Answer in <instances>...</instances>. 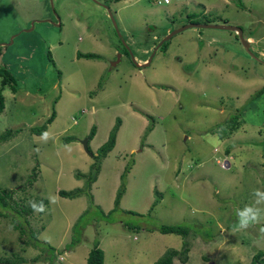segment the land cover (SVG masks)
<instances>
[{
    "label": "rangeland",
    "instance_id": "obj_1",
    "mask_svg": "<svg viewBox=\"0 0 264 264\" xmlns=\"http://www.w3.org/2000/svg\"><path fill=\"white\" fill-rule=\"evenodd\" d=\"M169 1L0 0V65L16 82L15 92L3 89L0 134L20 129L0 142V257L86 264L97 242L106 264H153L185 240L155 229L162 224L190 228L188 260L175 264H250L264 250V220L240 230L235 215L259 198L254 189L264 191V91L256 96L264 62L235 32L197 27L151 57L168 28L197 19L241 27L264 61V0ZM51 112L45 141L31 129ZM117 118L91 201L94 160L81 141L95 126L88 147L96 154ZM232 122L236 129L226 131ZM77 188L76 198L58 194ZM42 199L46 211L33 212L29 201Z\"/></svg>",
    "mask_w": 264,
    "mask_h": 264
},
{
    "label": "trees",
    "instance_id": "obj_2",
    "mask_svg": "<svg viewBox=\"0 0 264 264\" xmlns=\"http://www.w3.org/2000/svg\"><path fill=\"white\" fill-rule=\"evenodd\" d=\"M114 1H120V0H114ZM235 4H240V6L243 5V0H234ZM191 18V17H189ZM190 22H192L193 20L189 19ZM197 22H203V21H199L196 19ZM227 21H224L223 23H226ZM241 28V27H240ZM242 29V28H241ZM243 31V30H242ZM78 56H83L86 58H95L94 56L96 55L95 53H77ZM15 78L13 77V75L9 72L8 68L2 64L0 65V112L3 111L4 109V103H5V98L3 95V89L5 87H9L13 92H15ZM264 91V86L263 88L257 92L256 96L259 93H262ZM148 117H151L150 115ZM55 118V112H51L50 116L45 120L44 124L40 127H33L31 129L32 133H35L37 135H41L46 131V125L50 124L53 119ZM150 119V118H149ZM154 123V121H153ZM121 124V119L117 118L116 123L113 125V127L110 129L109 134H108V138L107 140L100 145L97 148V152L96 154H93V164L90 166V172L87 176V183H86V190H85V195L89 198V200L93 201V194L91 192V183H93L96 180V175L98 174V171L100 169V165L102 160L107 156V154L113 149V147L115 146L116 143V137H117V132L119 130ZM232 125L227 127H223L226 129V131H228L229 129L233 130L236 129V125L235 123H231ZM154 125H150L148 126V128L146 129L147 132L151 131L153 129ZM222 128V129H223ZM18 131H20V129H6L2 134H0V142L2 141H6L8 139H10L13 135H15V133H17ZM225 131V132H226ZM224 133H221L220 135L224 136ZM95 135V126H92L90 129V134L88 137V143L89 141L93 138V136ZM222 136V137H223ZM65 142H67L70 138H64ZM91 150V149H90ZM229 152V151H228ZM81 174H77L76 177L79 178ZM126 175L121 174L120 178H121V185L120 187L117 189L116 192V197L114 200V208L118 207L120 204V199L125 191V185H124V179H125ZM33 181V180H32ZM32 181H29V183H31ZM2 191V189H1ZM4 194V198L6 195V193L4 191H2ZM83 192L82 189H75V190H58V194L61 195L62 197H68V198H76L79 197L80 194ZM10 195V193H9ZM8 195V196H9ZM43 203L46 200H43ZM158 202V199H156L153 202V205H155ZM112 211V210H111ZM110 211H108L109 213ZM27 214V213H26ZM105 214V212H104ZM264 226V225H263ZM15 228H19L17 225H15ZM156 230H158L160 233L162 234H176V235H180L183 238H185V240H183L182 246L180 248V250H176L173 248L167 249V251L163 254V256H161L157 261H155L153 264H175L174 263V259H178L181 263H186L188 260V252H189V247L187 245V236L189 235L190 232V228L188 226H182V225H178V224H174V225H159L158 227L155 228ZM23 229H20V234L21 232H23ZM37 236H35L36 238ZM66 247H70V245H67ZM47 249L51 250V251H55V248L52 246H47ZM38 259L37 257L34 258V261ZM25 262L26 260L18 255H15L14 258L12 259H7V258H3L0 257V264H5V262H8L9 264H14L15 262ZM86 264H105L104 263V252L103 250L98 246V243L95 242V244L93 245V247L88 251V254L86 256ZM250 264H264V250H258L257 252H255L252 255Z\"/></svg>",
    "mask_w": 264,
    "mask_h": 264
},
{
    "label": "clouds",
    "instance_id": "obj_3",
    "mask_svg": "<svg viewBox=\"0 0 264 264\" xmlns=\"http://www.w3.org/2000/svg\"><path fill=\"white\" fill-rule=\"evenodd\" d=\"M166 2L169 3L168 0H166ZM42 138L47 141V139L49 138V133H43ZM253 194L255 197L259 198H256L253 203L245 205L243 209L235 210V215L237 217L236 223L240 230H247L254 224H259L262 220H264V208L260 207V205H264V191H261L260 189H254ZM49 202L55 203L56 198L49 197ZM29 207L33 210V212L46 211V207L43 201L37 202L31 200L29 201ZM261 232H264V227L261 228Z\"/></svg>",
    "mask_w": 264,
    "mask_h": 264
},
{
    "label": "water",
    "instance_id": "obj_4",
    "mask_svg": "<svg viewBox=\"0 0 264 264\" xmlns=\"http://www.w3.org/2000/svg\"><path fill=\"white\" fill-rule=\"evenodd\" d=\"M109 10V9H108ZM110 16L112 17L113 14H111L110 10H109ZM113 18V17H112ZM33 25V23H32ZM113 25L114 28L117 32V35L120 36L119 31L117 29V24L116 22L113 20ZM191 27H197V28H216V29H226V30H230L236 33V35L239 37L240 42L243 44L245 50L247 51L248 54L251 55L252 58L256 59L257 61L260 60L249 48L250 44L247 41L246 38H244L243 36V31L239 26L236 25H229V24H225V23H221V24H212V23H187L185 25H182L170 32H168L166 34V36H164L159 42L158 44L155 46L153 53L151 55V57L153 56V54L155 53V51L158 49V47L165 41H167L168 39H170L173 35L177 34L180 31H183L185 29L191 28ZM151 57L142 65H148L149 62L151 61ZM140 66V65H137ZM83 144V148L85 149V151L92 157L93 153L89 150L88 147V138H85L84 140L81 141ZM226 166H228V162L225 161Z\"/></svg>",
    "mask_w": 264,
    "mask_h": 264
},
{
    "label": "crops",
    "instance_id": "obj_5",
    "mask_svg": "<svg viewBox=\"0 0 264 264\" xmlns=\"http://www.w3.org/2000/svg\"><path fill=\"white\" fill-rule=\"evenodd\" d=\"M168 2H170V1H168ZM176 7L178 8L179 7V4H177L176 5ZM171 31V28H168L167 30H166V33L167 32H170ZM146 61V59H144V60H142V61H139V63H141V62H145ZM132 150V149H131ZM107 157V156H106ZM105 157V158H106ZM104 158V159H105ZM93 189H94V187H92L91 188V190L93 191ZM92 194H93V197H95V194H94V191L92 192ZM95 201V200H94ZM102 243H99V247H101L102 248V250H103V252H104V263L106 264V251H105V249H104V247L101 245Z\"/></svg>",
    "mask_w": 264,
    "mask_h": 264
},
{
    "label": "built area",
    "instance_id": "obj_6",
    "mask_svg": "<svg viewBox=\"0 0 264 264\" xmlns=\"http://www.w3.org/2000/svg\"><path fill=\"white\" fill-rule=\"evenodd\" d=\"M154 2H156L157 4L161 3V0H153ZM169 1V0H168ZM164 3H167L166 0H163Z\"/></svg>",
    "mask_w": 264,
    "mask_h": 264
},
{
    "label": "flooded vegetation",
    "instance_id": "obj_7",
    "mask_svg": "<svg viewBox=\"0 0 264 264\" xmlns=\"http://www.w3.org/2000/svg\"><path fill=\"white\" fill-rule=\"evenodd\" d=\"M258 61L264 62V61H262V60H258Z\"/></svg>",
    "mask_w": 264,
    "mask_h": 264
}]
</instances>
